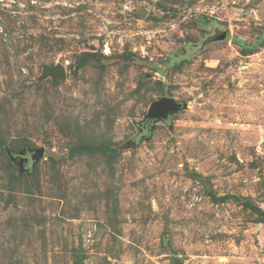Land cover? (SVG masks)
Instances as JSON below:
<instances>
[{"label":"rangeland","instance_id":"obj_1","mask_svg":"<svg viewBox=\"0 0 264 264\" xmlns=\"http://www.w3.org/2000/svg\"><path fill=\"white\" fill-rule=\"evenodd\" d=\"M175 260L264 264V0H0V264Z\"/></svg>","mask_w":264,"mask_h":264},{"label":"water","instance_id":"obj_2","mask_svg":"<svg viewBox=\"0 0 264 264\" xmlns=\"http://www.w3.org/2000/svg\"><path fill=\"white\" fill-rule=\"evenodd\" d=\"M226 38V32H220L219 35L214 38L213 42L224 41ZM45 75L51 76L53 80L63 79L65 77L64 68L62 66H56L49 68L45 71ZM182 104L176 102L173 98H164L160 101L154 102L148 112L147 121L153 122L156 120H167L168 117L178 112L182 108ZM26 153H22L21 156H25ZM32 165H34L39 159L43 157V149L30 150L28 153ZM176 264H181L180 260H175Z\"/></svg>","mask_w":264,"mask_h":264}]
</instances>
